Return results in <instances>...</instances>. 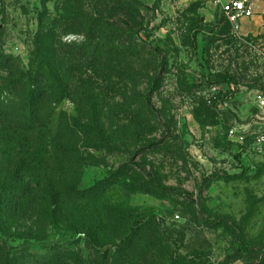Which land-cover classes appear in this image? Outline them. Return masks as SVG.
<instances>
[{"label":"rangeland","instance_id":"374dc122","mask_svg":"<svg viewBox=\"0 0 264 264\" xmlns=\"http://www.w3.org/2000/svg\"><path fill=\"white\" fill-rule=\"evenodd\" d=\"M49 29L51 161L13 135L0 142V161L23 159L33 191L2 225L12 252L64 254L63 264H264V29L234 32L217 0H0V86ZM18 97H7L16 109ZM48 185L86 194L54 198L49 213ZM138 226L132 256L100 259Z\"/></svg>","mask_w":264,"mask_h":264},{"label":"trees","instance_id":"16d2710c","mask_svg":"<svg viewBox=\"0 0 264 264\" xmlns=\"http://www.w3.org/2000/svg\"><path fill=\"white\" fill-rule=\"evenodd\" d=\"M98 30H100L98 28ZM131 32V28H128ZM88 31H93L89 28ZM44 43L39 41L34 42V58L28 63L27 68L19 69L12 72L10 79L0 86V142H4L11 135L14 136V142L25 141L19 150L25 152L28 147L33 154H37L45 168L48 166L46 162L51 161V157H47L48 152H54L49 143L45 142V137L50 134L49 131V109L44 110L43 100L48 98L53 99L57 89V81L54 74V59H51L52 45V29L43 32ZM4 59H0L2 64ZM19 88V90H17ZM58 91H63V86H58ZM11 90L13 93H11ZM14 93L19 94L17 101V109L11 105V101L7 99ZM13 97V96H12ZM8 101V102H7ZM7 102V104H6ZM10 103V106H9ZM67 128H69L67 126ZM6 145H9L5 143ZM23 159L17 160L12 166L6 165L0 161V231L8 233L7 229H3V223L12 211H16L17 198L23 203V200L28 197L33 191L25 190L26 183L20 173L22 169ZM25 162V161H24ZM52 163V162H51ZM166 188V187H165ZM170 189V188H166ZM62 192H67L63 194ZM45 193V208L49 213H53L51 202L54 198L81 200L85 197L86 192L83 189L76 187L69 190L54 192L51 185H48L44 190ZM42 193V194H43ZM96 196V195H95ZM94 196V197H95ZM142 231V227L134 228L128 235L122 238L118 243L113 244V247L106 253L98 254L100 259L105 260V255L114 254L131 255L136 239ZM26 232V231H25ZM18 233L15 237L26 238L30 235L29 232ZM10 234V233H9ZM14 247L8 246L6 239L0 236V264H63L64 254L52 255L48 259H36L26 249H18L12 252ZM113 250V251H112Z\"/></svg>","mask_w":264,"mask_h":264},{"label":"built area","instance_id":"2783aa9c","mask_svg":"<svg viewBox=\"0 0 264 264\" xmlns=\"http://www.w3.org/2000/svg\"><path fill=\"white\" fill-rule=\"evenodd\" d=\"M259 0H217L219 10L223 19H225L234 32H239L240 21L245 18L253 16L254 8ZM260 105L264 107V96L260 98ZM230 134H234L233 130H230ZM264 136H260V140H263Z\"/></svg>","mask_w":264,"mask_h":264},{"label":"crops","instance_id":"0c3cea01","mask_svg":"<svg viewBox=\"0 0 264 264\" xmlns=\"http://www.w3.org/2000/svg\"><path fill=\"white\" fill-rule=\"evenodd\" d=\"M223 1H225V0H223ZM225 21L226 20L224 19V22ZM242 25L245 26V30L241 32L244 34L250 33V32L251 33L258 32V31H261L264 29V0H259L256 3L252 17L245 18V19H242L240 21L239 32H240ZM229 26H230V29H232L230 24H229Z\"/></svg>","mask_w":264,"mask_h":264}]
</instances>
